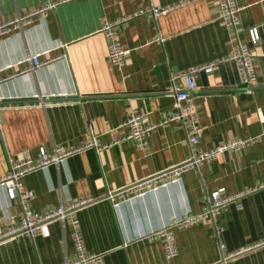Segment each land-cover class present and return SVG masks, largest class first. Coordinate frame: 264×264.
Listing matches in <instances>:
<instances>
[{"label": "crops", "instance_id": "crops-1", "mask_svg": "<svg viewBox=\"0 0 264 264\" xmlns=\"http://www.w3.org/2000/svg\"><path fill=\"white\" fill-rule=\"evenodd\" d=\"M236 1L237 36L218 17L217 0H0V26L29 16L0 34V178L14 163L37 158L41 145L52 151L95 143L25 175V188L35 192L34 211L91 200L34 236L5 234L18 224L22 208L0 184V264H63L76 257V232L89 252L104 255L99 264H216L227 253L231 264H264V0ZM152 5L171 10L129 19L120 30L127 61L115 66L103 22ZM250 28L259 35L252 45L258 78L248 87L236 63L225 59L249 42ZM36 54L47 63L32 70L29 57ZM212 61H220L212 72L195 74L204 127L199 147L256 141L180 179L132 193L189 159L185 127L165 120L175 111L172 75ZM134 110L155 125L146 147L132 141L103 147L112 142L113 130H129L116 127ZM221 187L246 194L213 220L176 225L200 213L207 196ZM169 226L178 246L172 258L163 238L150 237Z\"/></svg>", "mask_w": 264, "mask_h": 264}, {"label": "built area", "instance_id": "built-area-1", "mask_svg": "<svg viewBox=\"0 0 264 264\" xmlns=\"http://www.w3.org/2000/svg\"><path fill=\"white\" fill-rule=\"evenodd\" d=\"M218 1V17L223 21L233 35H238V28L241 23L240 7L236 0H217ZM54 4L46 5L45 8L35 11L40 13L52 8ZM171 10V7H156L150 6L139 8L133 13L124 15L122 17L105 20L101 27V32L104 34L108 50L109 60L115 66L123 67L126 64L129 49L125 48L121 38V27L131 18L139 15H147L151 18H156L159 15L165 14ZM29 19V16L24 19L12 21L0 26V34L9 32L15 27H21L22 24ZM259 35L256 28L249 29V42H240L232 51V53L225 60H232L236 63L241 78V82L245 86H253L258 78V70L255 62V57L252 51V45L258 42ZM32 61V70L47 63L42 61L38 54L29 57ZM220 61H212L200 66H193L187 70L177 71L172 75L171 91L175 95V111L170 114L166 121L181 122L186 130L188 143L191 147V155L189 159L170 170L140 183L131 189L132 193L143 194L146 190L161 184L165 181H174L180 179L187 171L191 169L199 170L203 165L213 161L221 153L235 152L250 142L256 141L257 137L244 140H231L208 150H203L199 147L201 137L204 132V127L201 122L199 106L195 100L194 92L197 89L195 74L198 71L210 73ZM120 127H128V131L123 134H118L113 130V139L111 143L103 145L107 147L111 144H119L124 141H132L137 147L144 148L147 145L149 132L155 127L153 124L145 122L143 114L139 110L132 111L127 120L122 122L116 129ZM264 137V129L259 135ZM95 144L94 142L85 145H78L77 147H67L65 145H56L49 151L47 147L41 145L38 147V157L27 156L23 160L14 163L9 171L0 178V184L6 188L9 199L19 202L22 208L21 218L18 224L11 227L5 234L26 233L28 235H36L41 227L56 218H64L66 213L74 211L83 207L90 199H81L70 204L67 208H51L45 211H34L31 208L35 192L32 189L25 188V175L33 170L45 167L49 164H59L62 160L70 155ZM246 191L237 192L235 194H227L225 187L218 188L212 191L206 199L205 206L198 214L188 215L177 221L176 225L185 227L192 225L201 220H213L216 215L221 213L227 207L244 196ZM113 198L114 195H111ZM123 196V195H121ZM151 239L161 237L164 239V250L167 258H172L178 254V246L175 237L171 231V226L161 228L151 233ZM74 248L76 257L67 260L63 264H99L103 260V254L91 253L87 249L83 235L76 232L73 236ZM225 245H221L224 249ZM231 254H223L220 262L216 264H231Z\"/></svg>", "mask_w": 264, "mask_h": 264}]
</instances>
